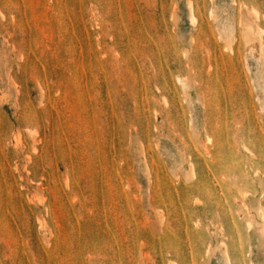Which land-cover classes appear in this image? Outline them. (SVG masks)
Here are the masks:
<instances>
[{
	"label": "rangeland",
	"instance_id": "1",
	"mask_svg": "<svg viewBox=\"0 0 264 264\" xmlns=\"http://www.w3.org/2000/svg\"><path fill=\"white\" fill-rule=\"evenodd\" d=\"M263 215L264 0H0V264H264Z\"/></svg>",
	"mask_w": 264,
	"mask_h": 264
},
{
	"label": "bare ground",
	"instance_id": "2",
	"mask_svg": "<svg viewBox=\"0 0 264 264\" xmlns=\"http://www.w3.org/2000/svg\"><path fill=\"white\" fill-rule=\"evenodd\" d=\"M255 14H258V12ZM194 20L196 19L194 18ZM253 23H251L248 18L243 20V38L246 42L248 50H251L253 54L262 55V45H260L258 40V35L261 34V31L258 26ZM181 83L184 88L187 86L185 81H181Z\"/></svg>",
	"mask_w": 264,
	"mask_h": 264
}]
</instances>
